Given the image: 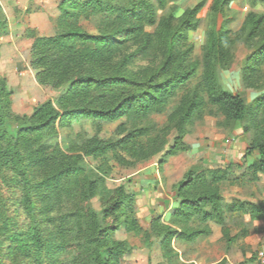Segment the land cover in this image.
<instances>
[{"label":"trees","instance_id":"trees-1","mask_svg":"<svg viewBox=\"0 0 264 264\" xmlns=\"http://www.w3.org/2000/svg\"><path fill=\"white\" fill-rule=\"evenodd\" d=\"M177 1L60 0L56 33L35 38L30 65L38 83L66 85L63 91L30 115H11L0 78V171H5L11 193L0 200V264H119L123 243L110 239L121 226L137 229L132 196L121 186L114 196H106L110 191L83 156L119 157L121 151L138 155L147 128H126L125 121L165 113L175 98L178 104L168 117L177 135L164 156L178 152L185 125L210 105L231 121L248 119L257 128L247 153L258 152L250 168L264 174V91L248 104L220 87L216 68L231 60L230 30L223 25L208 28L201 60L193 59L188 33L197 27L202 4L185 11L177 23L172 14L159 15ZM218 6L213 0L211 9L216 12ZM82 20H95L96 32L85 31ZM245 25V40L255 48L243 68L244 80L252 88L262 83L264 89V15L250 13ZM6 29L0 6V33ZM141 58L151 59L150 65L134 67ZM80 119L91 124L120 121L118 132L123 135L115 141L91 138L80 147L83 154L69 155L60 147L58 128ZM228 172H186L177 186L172 224H152L163 254L168 256L174 237L193 241L209 233L206 226H189L193 214L202 222H221L225 210L251 219L264 216L262 204L224 203L218 184L227 180ZM100 193L107 201L99 213L90 201Z\"/></svg>","mask_w":264,"mask_h":264},{"label":"rangeland","instance_id":"rangeland-1","mask_svg":"<svg viewBox=\"0 0 264 264\" xmlns=\"http://www.w3.org/2000/svg\"><path fill=\"white\" fill-rule=\"evenodd\" d=\"M217 11L211 9L213 0H178L175 7L166 8L159 15L172 14L175 23L187 10L202 4L198 11V24L188 33L191 57L201 60L202 47L207 29L212 25L225 26L230 30L231 60L225 67L216 68L217 82L227 92L239 94L246 103H251L264 91L262 83L249 87L244 80L243 68L247 57L254 50L253 43L245 40L246 19L250 13L264 15V0H216ZM60 0H0L2 13L7 21L6 33H0V78L8 91V105L11 115H30L34 108L47 100L55 101L66 85L53 88L37 82L30 65L31 47L35 38L53 36ZM85 31L96 32L95 20H82ZM151 59H138L137 65H150ZM154 62V61H153ZM11 63V64H10ZM152 65V62H151ZM200 72V71H199ZM263 82V80H261ZM178 104L177 98L165 113H152L143 119L125 121L127 128H147V138H143V150L138 155L121 151L119 157L108 155L93 159L84 155V162L101 176V186L109 195L121 186L124 193L132 196L133 215L137 229L126 230L121 226L111 236V243H123L124 252L119 264H248L255 251L264 245V216L251 219L246 213L224 211L221 222L214 219L207 222L192 215L188 224L192 228L208 227L209 233L193 241L174 237L168 256L163 254L159 241L152 231L153 221L171 225L172 213L177 208L179 198L177 186L189 169L197 172L212 168H228L227 180L218 184L219 193L225 204L233 200L262 204L264 207V174L253 172L250 166L257 160L258 152H248L250 142L259 134L257 128L246 121H231L217 110L207 106L200 115L193 117L185 125L180 149L174 155L164 156L174 143L177 132L168 115ZM120 121L95 123L80 119L70 126L58 128L60 147L69 155L83 154L80 148L91 138L115 141L123 133L118 132ZM264 140V137H263ZM164 158L160 164L159 160ZM98 165L102 166L99 171ZM5 171H0V200L9 196ZM102 194L95 195L90 205L101 212L107 199ZM178 228L180 227H173ZM251 231L259 236L258 245L245 249L239 245L230 248L236 234ZM242 236V235H240ZM233 238V239H232ZM232 239V240H231ZM248 253L236 257V252ZM232 252V253H231ZM246 255V254H245Z\"/></svg>","mask_w":264,"mask_h":264},{"label":"crops","instance_id":"crops-1","mask_svg":"<svg viewBox=\"0 0 264 264\" xmlns=\"http://www.w3.org/2000/svg\"><path fill=\"white\" fill-rule=\"evenodd\" d=\"M11 64V63H10ZM254 236V233H252L251 231H248L246 232L244 235L242 236H237L236 238H234L231 242V245L230 248H232V250L234 249H237L239 245H244L245 249H250V248H254L255 246L257 247V243H258V237L259 236ZM232 253V252H231ZM246 254V255H245ZM227 257L228 261L230 262V264H232V262L230 261L229 259V256L228 255H224ZM235 256L236 257H241L242 259L245 257L246 259H248V253H241L240 251L239 252H236L235 253ZM254 257V256H253ZM253 258L249 259L247 262L249 263Z\"/></svg>","mask_w":264,"mask_h":264},{"label":"built area","instance_id":"built-area-1","mask_svg":"<svg viewBox=\"0 0 264 264\" xmlns=\"http://www.w3.org/2000/svg\"><path fill=\"white\" fill-rule=\"evenodd\" d=\"M248 264H264V245L260 246Z\"/></svg>","mask_w":264,"mask_h":264}]
</instances>
